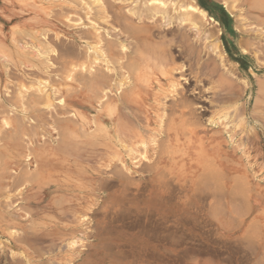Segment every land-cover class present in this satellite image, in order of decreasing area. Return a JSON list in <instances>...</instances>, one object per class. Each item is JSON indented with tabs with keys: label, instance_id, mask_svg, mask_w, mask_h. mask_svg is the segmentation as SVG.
I'll list each match as a JSON object with an SVG mask.
<instances>
[{
	"label": "rangeland",
	"instance_id": "1",
	"mask_svg": "<svg viewBox=\"0 0 264 264\" xmlns=\"http://www.w3.org/2000/svg\"><path fill=\"white\" fill-rule=\"evenodd\" d=\"M161 1L165 19L139 9L156 7V0H0V264H79L104 230L152 229L160 236L167 199L177 206V238L193 254L176 264H264V0ZM250 3L260 5L259 13ZM180 6L201 7L209 16L185 32L177 24L192 17L170 13ZM153 26L156 34L177 30L166 38L178 43L175 60L163 40L144 39ZM162 90L165 110L151 115ZM118 99L123 104L102 129V107ZM114 134L137 141L136 152L122 148ZM210 138L216 143L208 145ZM141 162L152 170L142 163L149 168L144 172ZM72 248L74 257L67 253Z\"/></svg>",
	"mask_w": 264,
	"mask_h": 264
},
{
	"label": "bare ground",
	"instance_id": "2",
	"mask_svg": "<svg viewBox=\"0 0 264 264\" xmlns=\"http://www.w3.org/2000/svg\"><path fill=\"white\" fill-rule=\"evenodd\" d=\"M95 2H97V3H99V1H101V0H94ZM128 1V0H127ZM130 1V0H129ZM143 1V0H142ZM253 1V0H252ZM74 2V1H73ZM92 2V1H91ZM156 2H158L157 3V6L156 7H152V6H150L149 7V5L148 4H145V3H143V7H141V8H139L140 10H142L143 12L145 11V12H147V13H150V15L148 14V16H149V18H153L154 19V15H162L163 17H164V19L166 18L165 17V15L167 14L166 12H167V10L166 9H168L167 7L165 8V6H167L166 5V3H164L163 1H161V0H156ZM222 2V1H221ZM225 2V1H224ZM227 2V1H226ZM103 3V2H102ZM94 4V3H93ZM230 3L228 2V5H229ZM240 4V3H239ZM251 4V3H250ZM254 4V6H250L251 7V9H250V11L253 13V14H257V12L258 11H255L254 9H256V10H258V9H262V8H260V5L259 6H256L257 4H255V3H253ZM253 4H251V5H253ZM89 5V4H88ZM87 5V6H88ZM106 5V4H105ZM104 5V6H105ZM145 5V6H144ZM228 5L226 4V6L228 7ZM261 5H263V4H261ZM91 7V6H90ZM120 7V6H119ZM121 8V7H120ZM226 8V7H225ZM249 8V7H248ZM90 9V8H89ZM91 9H93V7H91ZM91 9H90V11H91ZM96 9V8H95ZM113 9V8H112ZM171 9V11H170V13L172 12V11H177V17H179V18H181V16H186V15H189V16H191L192 17V19H182V21H180V23L179 24H177L178 25V27L177 28H179L180 29V27L182 28V27H184L185 26V28H183L184 29V31L186 32V26L188 25L189 27H193V28H196L197 27V24H196V19L198 20V19H200V21L202 20V19H204V18H208V16H209V14H208V12L205 10V9H203V8H201V7H190V8H182L181 6L180 7H175V8H170ZM233 9V8H232ZM88 10V9H87ZM138 10V9H137ZM229 10V9H228ZM96 11V10H95ZM100 11V10H99ZM141 11V12H142ZM169 11V10H168ZM230 11V10H229ZM264 11V10H263ZM122 12V11H121ZM132 12V11H131ZM133 12H135V11H133ZM137 12V11H136ZM140 12V11H139ZM144 12V13H145ZM230 12H232V11H230ZM96 13V12H95ZM97 13H99V12H97ZM117 13V12H116ZM115 13V14H116ZM169 13V14H170ZM259 13V12H258ZM122 14V13H121ZM120 14V15H121ZM138 14V13H137ZM146 14V13H145ZM152 14V15H151ZM107 15H108V13H107ZM118 15V14H117ZM140 14H138V16H139ZM141 15H144V14H141ZM96 16V15H95ZM127 16V15H126ZM249 16V15H248ZM254 17L256 16V15H253ZM55 17V16H54ZM100 17H101V15H100ZM99 17V18H100ZM115 17H116V15H115ZM119 16H117V18H118ZM122 17V16H121ZM133 17V16H132ZM171 17V16H170ZM247 17V16H246ZM117 18H115V21H116V19ZM123 18V17H122ZM143 18V17H142ZM212 18V17H211ZM214 18V17H213ZM257 18V17H256ZM105 19V18H104ZM107 19V18H106ZM145 19V18H144ZM152 19V20H153ZM114 20V19H113ZM118 20H120V19H118ZM117 20V21H118ZM207 20V19H206ZM91 21H92V19H91ZM109 21V20H108ZM213 21V20H212ZM201 22H203V21H201ZM118 23V22H117ZM120 24V23H119ZM201 25H202V27L205 25H203L202 23H201ZM121 26V25H120ZM217 26V25H216ZM259 26V25H258ZM116 27H117V25H116ZM128 27V26H127ZM200 27V26H199ZM215 27V26H214ZM119 28V27H118ZM129 28V27H128ZM156 27L155 26H153V27H151L150 28V30L149 31H147L148 32V34L147 33H145V35L144 36H146V37H144V39H148V41L149 42H152V44H157V41H155V42H153V37H156L157 38V40L159 39V40H163V41H161L160 42V44H165V53H166V55L167 56H169L170 58H171V60H175V58L173 57V54H174V49H176V48H174L173 49V44H178L177 43V41H174V40H171V41H166V38H167V36L168 35H170V34H172L173 36H174V31H177V30H174V28H172V29H170V30H162V31H158V33L156 34V30H154ZM159 28V27H158ZM212 28V29H211ZM210 29V32H211V34H212V37H214L215 35H217L216 34V29H214L213 27H211ZM138 29V28H137ZM144 29V28H143ZM159 29H161V28H159ZM130 30V29H129ZM132 30V29H131ZM134 31H135V29H133ZM125 31V30H124ZM141 31V28H139V32ZM201 31V30H200ZM100 33H102L101 31H99ZM126 32V31H125ZM136 32V31H135ZM138 32V31H137ZM97 33V32H96ZM100 33H98V35L100 34ZM124 33V32H123ZM116 34V33H115ZM85 35V34H84ZM102 35V34H101ZM103 35H105L104 33H103ZM102 35V36H103ZM120 35V34H119ZM102 36H100V37H102ZM116 37H117V35H115ZM89 37V36H88ZM99 37V36H98ZM97 37V38H98ZM100 37H99V40H100ZM108 37V36H107ZM110 37L111 36H109L108 38L110 39ZM187 37V36H186ZM90 38V37H89ZM104 38H105V41L104 42H106V35L105 36H103V38H101V40L103 41L104 40ZM120 38V37H119ZM126 38V37H125ZM137 38L139 39V36H137ZM136 38V39H137ZM42 39V38H41ZM141 39V38H140ZM143 39V40H144ZM28 40V39H27ZM61 40V39H60ZM82 40V39H81ZM114 40V39H113ZM118 40V39H117ZM177 40V39H176ZM42 41V40H41ZM101 41V42H102ZM121 41V40H120ZM103 42V43H104ZM136 42V41H135ZM179 42V41H178ZM218 42V41H217ZM139 43V42H138ZM214 43H216L215 41H214ZM29 44V43H28ZM51 44V43H50ZM131 44V43H130ZM140 44V43H139ZM217 44V43H216ZM216 44H214L215 45V47H216V49H217V45ZM100 45V44H99ZM134 45V44H133ZM180 45V47H179V50H177V52H179V53H183V48H184V45L185 44H183L182 43V40H181V43L179 44ZM178 45V46H179ZM32 46V45H31ZM191 46V45H190ZM135 47H136V49H137V45H134V49H135ZM188 47V46H187ZM186 47V48H187ZM219 47V46H218ZM39 48V47H38ZM104 49V48H103ZM135 49V51H137ZM181 49V50H180ZM193 49V48H192ZM219 49V48H218ZM218 49H217V51H218ZM25 50V49H24ZM28 50V49H27ZM36 50H38L39 51V49H36ZM35 50V51H36ZM40 50H42V49H40ZM56 50V49H55ZM105 50H107V49H105ZM163 50V49H162ZM184 50H186V49H184ZM103 51V50H102ZM101 51V52H102ZM134 51V50H133ZM134 51V52H135ZM31 53L33 52V51H30ZM42 52V51H41ZM45 52V51H44ZM104 52V51H103ZM128 52V51H127ZM126 52V53H127ZM137 52H139V50L137 51ZM176 52V53H177ZM191 52V51H190ZM264 52V51H263ZM43 53V52H42ZM42 53H40V52H38V54H42ZM46 53V52H45ZM93 53H94V51H93ZM38 54H35V55H38ZM103 55H106V54H104V53H102ZM139 54V53H138ZM188 54V53H187ZM28 55H29V53H28ZM35 55L33 56V57H35ZM88 55V54H87ZM95 55V54H94ZM97 55H98V53H97ZM127 55V54H126ZM125 55V56H126ZM165 55V54H164ZM190 55V54H189ZM222 56V52H220L219 53V56ZM38 56H40V58L42 57L41 55H38ZM137 56V55H136ZM175 56H177V55H175ZM98 57V56H97ZM104 57V56H103ZM127 57V56H126ZM125 57V58H126ZM130 57V56H129ZM184 57V56H183ZM130 59H131V57H130ZM178 59V58H177ZM99 60V59H98ZM101 60V59H100ZM110 60V59H109ZM137 60V59H136ZM180 60V59H179ZM128 61V60H127ZM178 61V60H177ZM124 62V61H123ZM110 63H112V62H110ZM109 63V64H110ZM131 63H133L132 61H131ZM224 63V62H223ZM114 64V63H113ZM134 64V63H133ZM44 65V64H43ZM108 65V64H107ZM93 67V66H92ZM97 67V66H96ZM117 67V66H116ZM121 67H123V65L121 66ZM127 67V66H126ZM132 67V66H131ZM135 67H137V65H135ZM181 67V66H180ZM183 67V66H182ZM125 68V67H124ZM98 69V68H97ZM105 69V68H104ZM122 69V68H121ZM170 69V68H169ZM81 70V69H80ZM90 70V69H89ZM126 70V69H125ZM139 70V69H138ZM96 71V70H95ZM119 71V70H118ZM136 71V70H135ZM230 72V71H229ZM232 72V71H231ZM76 73V72H75ZM105 73V72H104ZM117 73V72H116ZM130 73V72H129ZM128 73V74H129ZM135 73V72H134ZM173 73H175V72H173ZM228 73V72H227ZM235 73V72H234ZM87 74V73H86ZM96 74V73H95ZM105 74H107V73H105ZM109 74V73H108ZM107 74V75H108ZM170 74V73H169ZM97 75V74H96ZM106 75V76H107ZM238 75V74H237ZM8 76V75H7ZM97 76H99L100 77V75H97ZM118 76V75H117ZM129 76H130V74H129ZM173 76V75H172ZM221 76V75H220ZM104 78H105V75L103 76ZM119 77V76H118ZM133 77V76H132ZM131 77V78H132ZM228 77V76H227ZM86 78V77H85ZM93 78V77H92ZM221 78H222V76H221ZM224 78V77H223ZM226 78V77H225ZM82 79V78H81ZM94 79H96V78H94ZM121 79V78H120ZM169 79V78H168ZM209 79H210V77H209ZM229 79V78H228ZM227 79V80H228ZM232 79H234V78H232ZM83 80V79H82ZM97 80V79H96ZM95 80V81H96ZM124 80V79H123ZM85 81V80H84ZM168 81V80H167ZM230 81V80H229ZM86 82H87V80H86ZM105 82V81H104ZM126 82V81H125ZM128 82V81H127ZM198 82V81H197ZM232 82V81H231ZM234 82V81H233ZM88 83V82H87ZM120 83V82H119ZM122 83V82H121ZM215 83V82H214ZM83 84V83H82ZM213 84V83H212ZM247 84V83H246ZM215 85V84H214ZM177 86H178V84H175V83H173L172 84V86H170V87H173V89H175V88H177ZM248 86V85H247ZM258 86V85H257ZM81 87V86H80ZM175 87V88H174ZM214 87V86H213ZM264 87V86H263ZM36 88V87H35ZM133 88V87H132ZM54 89V88H53ZM121 89V88H120ZM190 89V88H189ZM55 90V89H54ZM176 90V89H175ZM178 90H181V89H178ZM178 90H176L177 92L176 93H178ZM121 91V90H120ZM123 91V90H122ZM125 91V90H124ZM166 91H168L169 92V95H171L172 96V93H173V91H169V89L167 90L166 89ZM165 90H162V91H160V92H158L157 93V95L154 97V99H153V101H152V109H151V115H152V113H155V114H157V116H158V113L159 112H161V111H163V110H165V103H166V98L168 97V95L165 97V98H162L161 99V93H163V94H167L168 92H166ZM35 92V91H34ZM127 92V91H126ZM182 92V91H181ZM36 93V92H35ZM69 93V92H68ZM106 93H107V91H106ZM127 93H131V91H129V89H128V92ZM180 93V92H179ZM37 94V93H36ZM56 94V93H55ZM105 94V93H104ZM109 94V93H108ZM121 94V93H120ZM217 94V93H216ZM222 94V93H221ZM231 94H233V93H231ZM234 95V94H233ZM108 96V95H107ZM110 96V95H109ZM124 96L126 97V95L124 94ZM127 96H128V94H127ZM180 96V95H179ZM183 96V95H182ZM185 96V95H184ZM203 96V95H202ZM50 97V96H49ZM48 97V98H49ZM114 97V96H113ZM130 97V96H129ZM170 97V96H169ZM217 97V96H216ZM110 97H108V99H109ZM57 99V98H56ZM163 99H166L165 100V103L163 102L164 100ZM182 99H184L185 100V98L184 97H182ZM178 100V99H177ZM183 100V101H184ZM83 102V101H82ZM105 102V101H104ZM122 102V101H121ZM196 102V101H195ZM198 102V101H197ZM101 104V106H103L102 104V102H100ZM119 103H120V100L118 99L117 100V102L116 103H112V104H109V105H107V106H104V107H102L103 108V110L99 113V116H100V125H101V127H102V129H103V127L104 126H106L107 125V120L105 119L106 117H110L111 115H115L116 114V111H114V110H117V108H118V106H119ZM121 105L123 104V102L122 103H120ZM174 104V103H173ZM179 104H181V102L179 103ZM179 104H177V106L179 105ZM182 104H184V103H182ZM187 104V103H186ZM186 104H185V106H186ZM194 104V103H193ZM99 105V106H100ZM190 105V104H189ZM196 105V104H195ZM22 106V105H21ZM26 106V105H25ZM100 106V107H101ZM124 106V105H123ZM180 106V105H179ZM192 106V105H191ZM194 107V106H193ZM52 108V107H51ZM185 108V107H184ZM190 108V107H189ZM174 109V108H173ZM169 110V109H168ZM25 111V110H24ZM174 112L176 111V110H173ZM99 112V111H98ZM97 112V113H98ZM171 112V111H170ZM131 114V113H130ZM162 114H164V113H162ZM184 114V113H183ZM151 115L148 117V120L150 121L151 120ZM197 115V114H196ZM167 116V115H166ZM222 116V115H221ZM94 117V116H93ZM137 117V116H136ZM163 117V116H162ZM191 117H192V115H191ZM194 117V116H193ZM192 117V118H193ZM199 117V116H198ZM225 117V116H224ZM168 118V117H167ZM179 118H181L180 116H179ZM231 118V117H230ZM160 119H162L161 117H160ZM193 119H195V117L193 118ZM224 119V118H223ZM226 119V118H225ZM56 120H57V118H56ZM186 120V119H185ZM198 121L200 120V119H197ZM196 120V121H197ZM210 120V119H209ZM222 120V119H221ZM220 120V121H221ZM54 121V120H53ZM59 121H60V119H59ZM137 121V120H136ZM157 121V120H156ZM167 121V120H166ZM196 121H194L195 122V124L196 123H198V122H196ZM161 122V121H160ZM170 122V121H169ZM187 122H188V119H187ZM199 122H201V121H199ZM208 122V121H207ZM162 123H163V121H162ZM161 123V124H162ZM190 123V122H189ZM193 123V122H192ZM209 123H211L210 121H209ZM213 123V122H212ZM222 123V122H221ZM95 124V123H94ZM160 124V123H159ZM217 124V123H216ZM137 125V124H136ZM192 126L194 125V123L193 124H191ZM205 125V124H204ZM213 125V124H212ZM220 125V124H219ZM223 125V124H222ZM97 126V125H96ZM166 126H168V125H166ZM189 126H190V124H189ZM197 126H198V124H197ZM197 126H195V127H197ZM142 127V126H141ZM203 127V126H202ZM227 127V126H226ZM101 129V130H102ZM159 129V128H158ZM165 129V128H164ZM224 129V128H223ZM226 129V128H225ZM100 130V131H101ZM193 131H194V129H193ZM82 132V131H81ZM84 132V131H83ZM158 132H160V131H158ZM162 132V131H161ZM175 132V131H174ZM222 132V131H221ZM34 133V132H33ZM102 133H105V131H101V134ZM192 133V132H191ZM83 134V133H82ZM81 134V136H83V135H85V134H83L82 135ZM166 134H167V132H166ZM35 135V134H34ZM188 135H190L189 133H188ZM110 136V135H109ZM117 135L116 134H114V138H115V140L119 143V145L122 147V148H124V149H127L129 152H130V154L132 155V153H134V152H136V150H135V146H137V141H135V143L133 142V141H129V140H127V139H124V138H117L116 137ZM167 136V135H166ZM172 136H173V130H168V137H169V141L170 142H172ZM57 137V136H56ZM125 137V136H124ZM196 137V138H195ZM176 138V137H175ZM228 138V137H227ZM165 140H168V139H165ZM194 145H195V147H201L202 146V144H201V140L198 138V135H196V136H194ZM200 140V141H199ZM154 141V140H153ZM169 141H167V143L169 142ZM189 141V140H188ZM222 141V140H221ZM116 142V143H117ZM155 142V141H154ZM191 142V141H190ZM190 142H189V144H190ZM206 142V141H205ZM159 143V142H158ZM164 143H166V142H164ZM213 143H216L215 142V140L213 139V138H210V140H209V144L208 145H212ZM142 145H143V147H145L146 148V144L145 143H141ZM160 144V143H159ZM158 144V145H159ZM111 145V144H110ZM140 145V144H139ZM152 145V144H151ZM157 145V146H158ZM165 145V144H164ZM218 145V144H217ZM160 147V146H159ZM164 147V146H163ZM170 146H169V144H168V148H169ZM212 147V146H211ZM108 148V147H107ZM120 148V147H119ZM149 148V147H148ZM164 148H166V146L164 147ZM202 149H201V151L203 150V147H201ZM109 149V148H108ZM111 149V148H110ZM114 149H115V147H114ZM117 149V148H116ZM137 149V148H136ZM151 149V148H150ZM199 149V148H198ZM235 149V148H234ZM240 149V148H239ZM138 150V149H137ZM142 150H143V148H142ZM162 150V149H161ZM171 150V149H170ZM182 150V149H181ZM204 150H206V149H204ZM145 151V150H144ZM172 151V150H171ZM127 152V151H126ZM166 152H167V150H166ZM193 152V151H192ZM98 153V152H97ZM96 153V154H97ZM102 153V152H101ZM109 153H111V152H109ZM114 153V152H113ZM118 152H116V154H117ZM121 153V152H120ZM125 153V152H124ZM141 153H142V151L141 152H139V154L141 155ZM181 153V152H180ZM183 153V152H182ZM195 153V152H194ZM105 154V153H104ZM115 154V153H114ZM142 154H144V153H142ZM164 154H165V152H164ZM167 154V153H166ZM170 154H171V152H170ZM198 154V153H197ZM201 154V156H203V153H201V152H199V155ZM112 155V154H111ZM121 155V154H120ZM177 155H179V154H177ZM176 155V156H177ZM134 156V155H133ZM142 156V155H141ZM141 156H139V157H141ZM161 156H162V154H161ZM167 156V155H166ZM135 157H136V155H135ZM205 157V156H204ZM207 157V156H206ZM121 158V157H120ZM199 158V157H198ZM3 159V158H2ZM123 159V158H122ZM128 159V158H127ZM132 159V158H131ZM207 159V158H206ZM114 160V159H113ZM112 160V161H113ZM198 160H201L200 158L198 159ZM1 161V160H0ZM116 161H118V160H116ZM128 161V160H127ZM143 161V160H142ZM212 161V160H211ZM130 162V161H129ZM148 162V161H147ZM200 162V161H199ZM209 162V161H208ZM103 163V162H102ZM131 163V162H130ZM139 163V162H138ZM143 162H141V164H139V166L141 167V169L143 168V169H148L149 170V168L150 167H152V165L151 164H147L146 162L145 163H143V164H147L148 165V167H147V165H145L144 167H146V168H144V167H142L143 166V164H142ZM154 163V162H153ZM158 163V162H157ZM157 163H154V164H157ZM176 163V162H175ZM198 163V162H197ZM121 164V163H120ZM133 164L134 165H136V163H134L133 162ZM1 165V164H0ZM236 165V164H235ZM239 165V164H238ZM253 165V164H252ZM154 166H156V165H154ZM199 166V164L197 165V167ZM212 166H213V164H212ZM217 166V165H216ZM221 166V165H220ZM108 167V166H107ZM115 167H116V164H115ZM114 167V168H115ZM136 167V166H135ZM157 167V166H156ZM200 167V166H199ZM205 166L203 165V168H204ZM209 167V166H208ZM213 167H215V166H213ZM218 167V166H217ZM225 168V166H222V168ZM155 168V167H154ZM154 168H153V170H154ZM160 168V167H159ZM216 168V167H215ZM112 169H113V167H111V170L110 171H112ZM140 169V168H139ZM142 169V170H143ZM151 170H152V168H150ZM164 169H166V168H164ZM204 169H206V168H204ZM120 170V169H119ZM122 170V169H121ZM125 170V169H124ZM150 170V171H151ZM156 170V169H155ZM198 170V169H197ZM207 170H210V167L207 169ZM212 171L214 170L213 168L211 169ZM141 171V170H140ZM144 171V170H143ZM149 171V172H150ZM26 172V174H28L27 173V171H25ZM114 172H116V170L114 171ZM121 172V171H120ZM120 172H117V174H119ZM145 172V171H144ZM152 172V171H151ZM204 172V171H203ZM203 172H201V173H203ZM208 172V171H207ZM206 172V173H207ZM215 172V171H214ZM23 173V172H22ZM34 173V172H33ZM122 173V172H121ZM120 173V174H121ZM200 173V174H201ZM205 173V172H204ZM205 173V174H206ZM216 173H217V171H216ZM24 174V173H23ZM123 174H124V172H123ZM217 174H221L222 175V173H217ZM216 174V175H217ZM21 175V174H20ZM25 175V174H24ZM30 174H28L27 176H29ZM34 175L35 174H33V177H34ZM125 175V174H124ZM166 175V174H165ZM202 175V174H201ZM225 175V174H224ZM26 176V175H25ZM126 176H128V175H126ZM157 175H155V177H156ZM197 176H198V174H197ZM206 176H208V175H206ZM211 176V175H210ZM223 176V175H222ZM235 176V175H234ZM21 177V176H20ZM123 177V176H122ZM159 177V176H158ZM165 177V176H164ZM205 177V176H204ZM19 178V177H18ZM30 178H31V176H30ZM29 178V179H30ZM38 178V177H37ZM145 178V177H144ZM197 178V177H196ZM200 178V177H199ZM214 178V177H213ZM217 178V177H216ZM219 178H221V176L219 177ZM241 179V177H238V175H237V178H236V176H235V178H233V176L231 177V179H233V183H235V185H236V183L238 182V185H236V186H240V188H241V186H243L242 184L244 183H240L239 181H236L237 179ZM206 179V178H205ZM207 179H208V177H207ZM211 179H212V177H211ZM215 179V178H214ZM213 179V180H214ZM222 179V178H221ZM221 179H219V180H221ZM234 179H236V180H234ZM31 180V179H30ZM125 180V179H124ZM244 180V179H243ZM19 181V180H18ZM130 181V180H129ZM172 181H174V180H172ZM195 181H197L196 179H195ZM210 181V180H209ZM235 181V182H234ZM241 181H242V179H241ZM20 182V181H19ZM167 182V181H166ZM169 182V181H168ZM217 182V181H216ZM218 182H220L221 184H222V182L221 181H218ZM132 183V182H131ZM152 183V182H151ZM169 183H171L172 184V182L170 181ZM204 184V183H203ZM218 184V183H217ZM220 184V185H221ZM133 185V184H132ZM154 185V184H153ZM164 185V184H163ZM219 185V184H218ZM228 185H230V184H228ZM234 185V184H233ZM231 186V188L233 187V188H238V187H234V186ZM140 186H141V184H140ZM171 186V185H170ZM198 186V185H197ZM212 186V185H211ZM246 187H247V185H245ZM121 187V186H120ZM126 187V186H125ZM173 187V186H172ZM171 187V188H172ZM204 187V186H203ZM206 188H208L207 186H206ZM220 188H221V186H220ZM223 188V187H222ZM228 188V187H227ZM243 188V187H242ZM241 188V189H242ZM249 188V187H248ZM140 189V188H139ZM202 189V188H201ZM235 190V189H234ZM171 191H172V189H171ZM241 191V190H240ZM237 192V191H236ZM243 192V191H242ZM236 194V193H235ZM241 194V193H240ZM172 195V194H171ZM56 196V195H55ZM166 196V195H165ZM240 196V195H239ZM173 197V196H172ZM242 197V196H241ZM249 197V196H248ZM258 197V196H257ZM161 201H163V200H161ZM166 201V200H165ZM249 201V200H248ZM241 202V201H240ZM256 201H255V199H252V204H254ZM247 203V202H246ZM242 204H244V203H242ZM256 204V203H255ZM245 205V204H244ZM247 205V204H246ZM11 206V205H10ZM243 206V205H242ZM21 208H23V206L21 207ZM58 208V207H57ZM8 210V209H7ZM18 210V209H17ZM21 210V209H20ZM25 211V210H24ZM26 211H28V210H26ZM30 214V213H29ZM247 214V213H246ZM14 215V214H13ZM28 217V216H27ZM79 217V216H78ZM83 218H85L86 216L85 215H83L82 216ZM239 219V218H238ZM86 220V219H85ZM78 221V220H77ZM82 221V220H81ZM79 223H80V221H79ZM259 223V222H258ZM34 224V223H33ZM33 224H31V225H33ZM253 224V223H252ZM257 225V224H256ZM27 226V225H26ZM28 226H29V224H28ZM148 226V225H147ZM164 226V225H163ZM30 227V226H29ZM29 227H28V229H29ZM247 228V227H246ZM249 228V227H248ZM247 228V229H248ZM131 229V228H130ZM135 229V228H134ZM146 229H148V228H146ZM138 230V229H137ZM152 230V229H151ZM151 230H149L150 232H151ZM246 230V229H245ZM146 231V230H145ZM149 231L147 232V233H149ZM256 231V230H255ZM74 232V231H73ZM72 232V233H73ZM169 232H170V230H169ZM249 232V231H248ZM247 232V233H248ZM257 232V231H256ZM17 233H19V232H17ZM75 234V233H74ZM152 234V233H151ZM30 235V234H29ZM250 235V234H249ZM33 236V235H32ZM159 236V235H158ZM247 236V235H246ZM252 236V235H251ZM257 236V235H256ZM13 237V236H12ZM19 237L20 236H18V238H14V240H16L17 241V239H19ZM249 237V236H248ZM72 238V237H71ZM247 238V237H246ZM248 239V238H247ZM19 240H21V237H20V239ZM18 240V241H19ZM21 241H23V240H21ZM21 241H20V243H21ZM175 241V240H174ZM15 242V241H14ZM13 242V243H14ZM76 241H74V243H71L70 244V246L72 247V246H75V245H78V244H76L75 243ZM23 243H24V241H23ZM25 244V243H24ZM17 245V244H16ZM106 246V245H105ZM18 247V246H17ZM108 247V246H107ZM69 249H71L70 247H69ZM72 249H76V248H72ZM113 250V249H112ZM114 251H115V249H114ZM19 253H21V252H19ZM25 253V252H24ZM87 253V252H86ZM113 254V253H112ZM23 255V254H22ZM120 256V255H119ZM125 256V255H124ZM127 256V255H126ZM251 256V255H250ZM16 257V256H15ZM129 257V256H128ZM25 258V257H24ZM17 260V259H16ZM26 260V259H25ZM37 260V259H36ZM18 262L19 261H22V260H20V259H18L17 260ZM17 261H16V263H17ZM25 262H27V261H25ZM21 263H23V262H21ZM256 263V262H255ZM20 264V263H19Z\"/></svg>",
	"mask_w": 264,
	"mask_h": 264
},
{
	"label": "crops",
	"instance_id": "3",
	"mask_svg": "<svg viewBox=\"0 0 264 264\" xmlns=\"http://www.w3.org/2000/svg\"><path fill=\"white\" fill-rule=\"evenodd\" d=\"M162 203L160 212L162 225L166 226V231L161 232L160 236L157 234L153 236L146 231L132 234L120 230L98 232L79 264H176L179 256L184 258L192 256L188 245L185 246L187 240L180 244L183 240L177 238L179 230L174 228L177 225L176 219H173L177 214V206L174 201L168 199ZM181 231V237L188 238L189 230ZM67 253L68 256L74 257L76 249Z\"/></svg>",
	"mask_w": 264,
	"mask_h": 264
}]
</instances>
